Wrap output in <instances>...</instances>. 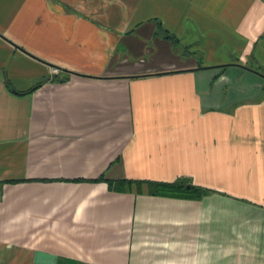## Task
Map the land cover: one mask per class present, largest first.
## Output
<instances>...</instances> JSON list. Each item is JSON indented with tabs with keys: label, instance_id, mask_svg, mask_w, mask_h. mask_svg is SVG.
I'll return each mask as SVG.
<instances>
[{
	"label": "crops",
	"instance_id": "obj_1",
	"mask_svg": "<svg viewBox=\"0 0 264 264\" xmlns=\"http://www.w3.org/2000/svg\"><path fill=\"white\" fill-rule=\"evenodd\" d=\"M0 264H264V0H0Z\"/></svg>",
	"mask_w": 264,
	"mask_h": 264
},
{
	"label": "trees",
	"instance_id": "obj_2",
	"mask_svg": "<svg viewBox=\"0 0 264 264\" xmlns=\"http://www.w3.org/2000/svg\"><path fill=\"white\" fill-rule=\"evenodd\" d=\"M108 185L111 189L115 191H125L126 185L131 183L130 181L127 183L122 180L117 181H107ZM137 186L141 183L147 185V190L149 194L153 195H161V196H171V197H187V198H199L203 194L207 193L208 190L202 187H198L196 185L191 184V182L186 179H176L173 182H156V181H136Z\"/></svg>",
	"mask_w": 264,
	"mask_h": 264
}]
</instances>
